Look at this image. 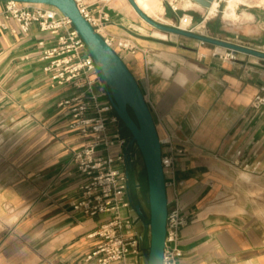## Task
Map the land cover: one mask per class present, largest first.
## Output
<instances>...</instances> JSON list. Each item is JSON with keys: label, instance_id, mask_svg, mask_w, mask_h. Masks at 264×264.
Returning a JSON list of instances; mask_svg holds the SVG:
<instances>
[{"label": "crops", "instance_id": "1", "mask_svg": "<svg viewBox=\"0 0 264 264\" xmlns=\"http://www.w3.org/2000/svg\"><path fill=\"white\" fill-rule=\"evenodd\" d=\"M159 1L162 12L141 9L173 27L183 28V15L192 17L187 29L264 51V3L237 7L238 18L227 19L223 0L214 15L195 0ZM85 2L95 17L107 16L104 38L137 47L120 55L143 91L163 155L173 158L165 173L168 207L187 219L178 264H264V107L253 106L264 86V59L239 52L230 59L231 50L156 29L129 0ZM4 6L0 1V13ZM6 24L0 31V264H94L87 256L99 240L89 235L109 216L85 217L72 207L83 182L72 155L83 137L70 131L57 104L74 90L54 87L43 71L38 43L48 36L36 24L27 33L14 20ZM95 89L104 104L105 86L97 82ZM118 128L129 136L122 123ZM134 186L132 177L129 194L146 213L145 192ZM135 213L133 206L122 210L125 218ZM135 230L147 245L141 217ZM125 264L142 262L130 256Z\"/></svg>", "mask_w": 264, "mask_h": 264}, {"label": "built area", "instance_id": "2", "mask_svg": "<svg viewBox=\"0 0 264 264\" xmlns=\"http://www.w3.org/2000/svg\"><path fill=\"white\" fill-rule=\"evenodd\" d=\"M75 1L82 14L100 33L107 16L104 14L97 18L90 12L85 0ZM9 20L16 21L24 33L36 24L48 36L47 40L38 43L42 47L40 58L44 62L43 71L53 85L69 86L74 90L73 94L57 104L69 118L70 131L83 137V143L72 155L76 170L83 178L72 207L85 217L109 216L89 235L99 241L87 256V261H93L94 264H125L128 257L136 256L143 262L147 246L135 230L140 216L135 213L125 218L122 214L123 209L132 207L129 196L131 170L137 162L139 149L135 144L129 147L131 136H123L122 129L118 128L121 120L107 89L104 94L108 100L104 104L100 102L95 85L103 82L84 40L71 20L54 6L6 1L0 13V31L7 27ZM180 22L190 26L192 17L183 15ZM185 29L194 31L193 28ZM105 40L119 55L123 52L135 53L137 50L128 39L109 37ZM227 57L236 59V54L230 51ZM253 106L264 107V86L255 96ZM111 112L114 114L110 115ZM110 127L115 128V134L110 133ZM114 147L119 148L117 153H112ZM162 163L166 173L173 166V158L162 154ZM233 163L236 166L240 164L238 160ZM243 169L255 171L256 167L245 164ZM186 224L187 219L178 210L168 212L163 264H178L177 243L180 230Z\"/></svg>", "mask_w": 264, "mask_h": 264}, {"label": "water", "instance_id": "3", "mask_svg": "<svg viewBox=\"0 0 264 264\" xmlns=\"http://www.w3.org/2000/svg\"><path fill=\"white\" fill-rule=\"evenodd\" d=\"M0 1H18L54 6L71 20L74 28L84 40L98 68L100 78L109 92L114 110L122 121L123 128L130 132L129 147L134 144L138 147L145 165L148 182L149 217L143 211L140 201L133 192L129 194L136 213L141 217L145 226L150 228V243L144 253L146 259L144 264H163L169 207L166 176L162 163V144L152 112L135 76L122 57L82 14L75 0ZM195 1L203 7L209 8L214 0ZM129 2L138 15L156 29L264 59V51L202 35L181 27L165 25L143 11L136 0H129Z\"/></svg>", "mask_w": 264, "mask_h": 264}, {"label": "rangeland", "instance_id": "4", "mask_svg": "<svg viewBox=\"0 0 264 264\" xmlns=\"http://www.w3.org/2000/svg\"><path fill=\"white\" fill-rule=\"evenodd\" d=\"M226 1V10H225V17L227 19H236L238 18V14L236 12V8L239 7L240 9L244 8V5H248V6H254V5H260L261 3H264V0H223ZM219 7V1L214 0L212 2V5L209 7L208 9V13L209 15H214ZM184 27V26H183ZM51 81V80H50ZM51 84L53 85V83L51 82ZM58 85L54 84V87H57ZM67 88L69 86H66ZM122 123V121H121ZM123 125V123H122ZM125 132L128 133V135H130V132L128 130L125 129ZM137 148V146H136ZM135 169L133 171V180L135 182V186L139 187V190H142L145 192L144 194V208L146 211V215L147 217H149V213H150V208H149V202H148V182H147V173H146V169H145V165L142 159V156L140 154V152L138 151V159L137 162L135 164ZM138 175V178L136 180V176ZM144 225V234H145V239H146V243H147V247L149 246L150 243V228L145 226V223L143 222ZM146 259L144 258L143 260V264L145 263Z\"/></svg>", "mask_w": 264, "mask_h": 264}, {"label": "bare ground", "instance_id": "5", "mask_svg": "<svg viewBox=\"0 0 264 264\" xmlns=\"http://www.w3.org/2000/svg\"><path fill=\"white\" fill-rule=\"evenodd\" d=\"M136 1L140 8L142 7L144 10L148 12L151 9L154 10L155 12H162L164 10L159 0H136ZM183 26H184L183 28H186L187 25L183 24Z\"/></svg>", "mask_w": 264, "mask_h": 264}, {"label": "trees", "instance_id": "6", "mask_svg": "<svg viewBox=\"0 0 264 264\" xmlns=\"http://www.w3.org/2000/svg\"><path fill=\"white\" fill-rule=\"evenodd\" d=\"M132 113V112H131ZM133 114V113H132Z\"/></svg>", "mask_w": 264, "mask_h": 264}, {"label": "flooded vegetation", "instance_id": "7", "mask_svg": "<svg viewBox=\"0 0 264 264\" xmlns=\"http://www.w3.org/2000/svg\"><path fill=\"white\" fill-rule=\"evenodd\" d=\"M138 189V188H137Z\"/></svg>", "mask_w": 264, "mask_h": 264}]
</instances>
